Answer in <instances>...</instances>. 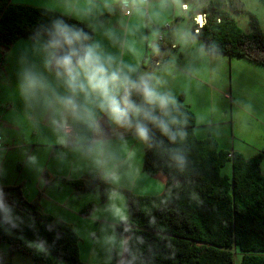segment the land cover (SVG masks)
Listing matches in <instances>:
<instances>
[{"label":"crops","instance_id":"crops-1","mask_svg":"<svg viewBox=\"0 0 264 264\" xmlns=\"http://www.w3.org/2000/svg\"><path fill=\"white\" fill-rule=\"evenodd\" d=\"M121 1L11 0L13 4L47 8L86 23L94 32L93 41L117 65L126 71L130 69L134 79L148 78L160 93L174 100L170 104H178L183 95V104L195 114L199 135H210L222 147L247 159L262 151L264 66L234 57L205 54L200 49L201 42L188 36L192 25L178 14L182 0H147L146 3L129 0L135 7L129 17L120 11ZM254 13L264 31V16ZM166 24L171 25L167 37L178 42L179 48L161 68L146 69L143 61L149 43ZM244 30L248 32L249 28ZM31 43L32 40L21 39L10 48L8 61L9 58L10 63L13 61L10 83L16 79V73H11L12 67L19 69L21 61L30 54ZM122 45L123 53L120 52ZM3 89L0 83V93ZM7 101L0 96V137L4 142L0 149V185H22L29 201H36L44 214L70 225L79 239L81 235L96 239L117 232L121 221L127 218L123 210L126 193L144 197L165 194L166 176L151 177L143 170L149 142L142 143L130 131L121 136L123 130L108 138L121 177L119 183H110L102 180L100 170L89 166L79 152L57 142L58 135L63 133L54 134L46 126L34 125L20 107L19 119L11 121L7 115L15 104L10 98ZM100 124L107 132L103 117ZM27 155H34L36 164H30ZM261 170L264 175V161ZM91 173L96 175L92 180H99L105 187L104 201L99 189L76 194L71 186L75 181L89 180L87 175ZM90 203L96 204L95 209L82 213ZM44 205L53 209L43 208ZM109 225L112 232L106 233ZM12 264L15 263L12 261Z\"/></svg>","mask_w":264,"mask_h":264},{"label":"trees","instance_id":"trees-1","mask_svg":"<svg viewBox=\"0 0 264 264\" xmlns=\"http://www.w3.org/2000/svg\"><path fill=\"white\" fill-rule=\"evenodd\" d=\"M197 9L207 15L206 25L195 36L205 52L264 66V31L242 0H208ZM240 14L248 15V32L236 20ZM57 18L82 28L94 39L92 29L80 20L47 8L0 0V67L12 45L21 39L32 40L37 28ZM183 101L181 95L178 104L167 106L170 118L177 121L171 130L184 133L176 143H169L149 125L151 139L143 170L151 177L165 175L166 192L158 197L125 194L128 215L117 227L127 249L122 264H234L238 252L241 264H264V149L247 159L222 147L214 137L199 135L195 114ZM171 148L184 153L182 170L171 165L167 155ZM227 165H231V171L226 170ZM71 186L76 194L99 189L101 200L106 199L99 180L75 181ZM0 190L6 202H15L16 214L31 216L35 221L36 233L26 226L23 229L26 240L34 241L39 236L52 244L59 235L50 258L59 263L86 264L80 260V239L70 225L44 214L36 201L28 200L22 185ZM95 207L90 203L82 213L88 214ZM48 224L53 225L51 232L46 230ZM12 231L11 236L0 231V244H8L11 256L21 253L30 256L32 264H54L44 253L36 254L35 249L26 248L16 239L19 230ZM0 264L12 262L0 252Z\"/></svg>","mask_w":264,"mask_h":264},{"label":"clouds","instance_id":"clouds-1","mask_svg":"<svg viewBox=\"0 0 264 264\" xmlns=\"http://www.w3.org/2000/svg\"><path fill=\"white\" fill-rule=\"evenodd\" d=\"M130 72L117 65L82 28L57 18L36 29L30 54L16 73L15 94L34 125L46 126L54 134L63 133L58 135V143L79 152L100 170L102 180L119 183L121 177L108 139L117 130H123L121 136L132 132L142 143L150 142L149 125L169 143L184 135L171 130L177 121L170 118L167 106L174 100L160 93L148 78L134 79ZM101 117L107 122V132L101 127ZM167 155L177 170L185 167L180 148L168 149ZM27 160L36 164L34 155H27ZM25 226L37 232L33 218L16 214L15 202H6L0 190V231L11 236L12 230H19L16 239L50 258L59 235L52 244L39 236L28 241L22 235ZM45 227L49 232L53 229L52 224ZM126 251L123 247L118 250L116 264L125 260Z\"/></svg>","mask_w":264,"mask_h":264},{"label":"rangeland","instance_id":"rangeland-1","mask_svg":"<svg viewBox=\"0 0 264 264\" xmlns=\"http://www.w3.org/2000/svg\"><path fill=\"white\" fill-rule=\"evenodd\" d=\"M123 1H129V0H123ZM201 1H203V0H201ZM207 1H206V3H207ZM242 1L245 4L246 8L249 10V12L254 13L256 11L260 14V16H264V0H242ZM252 10H254V11H252ZM178 14H180V12ZM254 14L257 16L256 13H254ZM235 17H236V20H237L239 26L242 29H248V28L250 29L249 23H248V15L240 14V15H236ZM164 26L160 29V31L163 30ZM185 29H186V27H185ZM190 33H191V35H190ZM188 36H190V38H192V39L196 38L193 34L192 27L188 33ZM198 41H200V40H198ZM201 48L205 54L209 55L207 52H205V50L202 46V43H201L200 49ZM123 50H124V48L122 45L120 52L123 53ZM9 55H10V49L6 54V60L3 62L2 66L0 67V83L2 85V89L5 87V89L1 90L0 96L3 99H5L6 101L9 98L13 100V102L15 104V108L12 110L13 112L10 111L7 116H8V118L10 117L11 121H14V120L17 121L19 119L18 114L20 113L19 107H20V109H24V108H23V105L21 104L19 98L15 94V85H16L15 80L16 79L10 83V65H13V61L10 63V58L8 61V57H10ZM157 69H159V68H157ZM11 73L12 74L17 73L16 67H12ZM8 75H9V79L6 78V76H8ZM6 106H10V104H7ZM88 165L95 168V171L99 170L96 167H94L93 165H91V163L89 161H88ZM226 170L231 171V165H227ZM92 173H91V175L90 174L87 175V178L89 180L96 178V175L92 174ZM45 206L46 205H44L43 208L53 209L52 207H45ZM100 209H101V207H99L97 211H99ZM123 210H124V215H128L126 205L125 206L123 205ZM114 231H116V230L114 229ZM110 232H112L111 225L108 226L106 233H110ZM121 247L124 248V239L122 237H120L117 232H113L112 234L107 235V237L102 236V237H97L96 239L93 237L86 239V238H83V236L81 235V239H80L81 257H80V260L86 264H98V263H102V262L110 260V262H114V264H116V256L118 255V250ZM0 252L5 254L7 259L10 260L11 262L13 261V263H15V264H19V263L20 264H32V259L30 256L23 255L21 253H16V254H14V256L12 255L13 256L12 257L10 255L9 246L7 243L0 244ZM50 259H52V258H50ZM241 260H242L241 253L238 252L234 256V264H241ZM52 262L54 264H65V263L55 262L53 259H52Z\"/></svg>","mask_w":264,"mask_h":264},{"label":"built area","instance_id":"built-area-1","mask_svg":"<svg viewBox=\"0 0 264 264\" xmlns=\"http://www.w3.org/2000/svg\"><path fill=\"white\" fill-rule=\"evenodd\" d=\"M144 3L147 0H142ZM207 0H182L180 5V17L186 20L192 25V31L194 36L201 33L202 29L206 25L207 15L200 12L197 8L206 5ZM119 9L122 14L129 17L132 11L135 9L134 5L130 1H122L119 4ZM219 22V20H218ZM171 30V25L167 24L163 30L160 31L154 40L149 43L148 54L145 56L143 65L146 69L155 70L165 65L170 57V54L178 50L179 44L167 37V33ZM3 140L0 137V149L3 147Z\"/></svg>","mask_w":264,"mask_h":264}]
</instances>
